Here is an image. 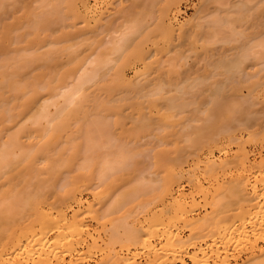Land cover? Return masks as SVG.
Masks as SVG:
<instances>
[{"label":"bare ground","instance_id":"bare-ground-1","mask_svg":"<svg viewBox=\"0 0 264 264\" xmlns=\"http://www.w3.org/2000/svg\"><path fill=\"white\" fill-rule=\"evenodd\" d=\"M37 1L23 19L18 16L6 23L0 17V39L11 46L0 45V264H229V256L233 264H264V163L252 183L247 164L250 154L245 140L235 132L244 123H238L240 119L249 117L247 104H264V83L244 96L235 95L240 82L256 83L252 75H237L241 54L225 63L223 79H214L207 89H200L202 79L178 80L176 67L183 62L180 52L162 60L166 65L160 59L143 61L144 68L136 70L138 79L134 80L126 77L124 68H136L135 59L147 57L140 40L158 27L148 29L139 20L125 28L116 45H110L112 52L117 51L116 60L101 59L98 53L84 61L76 55V62L69 48L78 44L85 29L72 30L75 36L71 30L60 32L50 42L48 27L58 21L66 27L78 21L90 27L100 22V14L89 15L88 0ZM247 1L232 3L229 15L220 10V15L208 16L207 27H214L217 39H235L238 31L232 27L254 13L261 17L258 25L264 27V0L255 6ZM4 2L0 0V15L8 5L3 6ZM171 2L164 5L158 19L162 30L168 31V44L176 35L177 40L184 36L182 31L174 32L178 31L173 21L179 5ZM66 20L69 23H63ZM218 27L231 30L221 34ZM56 38L63 43L58 46ZM196 40L190 34L189 41L194 44ZM42 43H48L50 50L42 52ZM259 45L264 57V37ZM67 49L74 56L66 55ZM55 50L57 55L69 56L61 68L56 62L61 55L48 59L56 56L52 55ZM39 60L47 62L43 67L57 68L53 73L46 67L28 75L26 69ZM47 60L52 66L57 64L49 67ZM153 63L155 77L150 76ZM68 74L74 77L69 86L63 82ZM42 91L51 98L39 101ZM129 117L132 126L123 128ZM115 127L123 132L115 135ZM142 137L148 145L140 149L136 143ZM233 145L237 150L229 155ZM183 149L187 156L193 155L194 166L203 164L200 175L186 168L189 157ZM233 168L236 171L229 174ZM226 175L225 183L212 186ZM184 177L186 185L207 195L202 206L209 205L210 210L202 217H191L200 202L195 193L183 190ZM205 181L213 190L203 188ZM118 183L123 186L120 190ZM151 204L161 207L152 210ZM138 211L146 217L137 216ZM105 223L109 228L104 229Z\"/></svg>","mask_w":264,"mask_h":264},{"label":"rangeland","instance_id":"rangeland-1","mask_svg":"<svg viewBox=\"0 0 264 264\" xmlns=\"http://www.w3.org/2000/svg\"><path fill=\"white\" fill-rule=\"evenodd\" d=\"M178 1L180 2L179 4L177 1L175 2V0L172 1L173 3L175 2L179 5L177 8V9H179V11H176V15H177L176 18L177 19H175V21H173V23H174L173 27H174V29L178 27V31L175 30L174 32L179 33V31H182L184 36H182L180 38V40H177L179 37V34L176 35L177 33L176 34L174 33L178 37H176L177 39H175L172 44H168L167 39H166L168 31L162 30V28L164 26L161 25L159 20H158L159 16L161 15L162 9H164L163 8L164 5L170 4L168 2H171V0H88L89 5H90V9H91L89 15H91V17H93L94 16L93 14H95V17H96V13H97V16H99V14L101 16L100 22L97 21V22H99L98 24L97 23L94 24V22H92V24L91 23L89 24L90 27H87V26H84L83 23L78 21L76 23V25L73 27L71 25H74L76 21H72V23L73 22L74 23L70 25L71 27H69V25H67L68 27H66L64 24H62L60 21H58L56 24L51 25L52 28L48 27L49 32L47 34H49V35H47V36L50 37L51 39L48 37H46V38L48 40L50 39V42H52V39H54V37L56 35H58L60 32H62V34H64L63 31L66 32L67 30H71V31L75 30V32H76V30L85 29V31L82 30L84 32V34H82V36L85 38H83L80 35L81 37L79 39V42H77L78 44L75 43L76 46H74V47L71 46L72 48H69V49H72V51L75 55L74 58H76V59H74V60L77 62V60H78L77 57H78L79 59L82 58L81 61H84L83 59L89 55L91 58H93V57L96 58L98 56V53H100V54L102 53L101 55L99 54L101 59L102 58L105 59L106 57H108L109 59L111 58V59L116 60L117 58L115 59V57H117V54H116L117 51L112 52V47H113L112 44L114 45L118 41V40L116 41V39L119 38V35H121V33L124 32L126 27H129L132 24L135 25V22L140 20V25L143 21L145 24V27H147V28L149 27L148 29H150V28L152 29L154 27L153 28V30H154L156 27H158V29L160 27L161 30L159 29V31H156V30H158V29H156L153 33L151 32V33H149V35L147 37L143 38V40H140V41H142V44H141L142 49L144 48L145 51L144 50L143 51L146 53L145 56L147 55V57H144L143 59H139V60L135 59L136 64H137L136 68H132V67H128V68L125 67L124 68L125 69L124 73L126 74L127 78L128 77L131 79L135 78L134 80L138 79V77L136 75L138 73H135V72H136V70L142 71V69L144 68V67H142L144 64L143 61H146V62L155 61V63H156V61L160 59L159 62H161L162 64L165 63L164 65H166L167 63L164 62L165 60L169 59L170 57H174L175 55H177V53L180 52L183 55V60L181 59L183 62L178 64L179 66L176 67L179 70L178 80L182 81V83H184V82H190L193 79H200V80L202 79L204 82L200 85V89H207L208 85H210L214 81V79H223V77L225 76V63L232 61L238 54H241L240 71L237 72V75H240L241 77L243 75H247V76L252 75L253 76L252 81L255 80L256 83L251 84L247 81H243L242 83L240 82V84L238 85V88L236 89L235 95L238 96L237 94L240 93L244 96L251 89L255 90V88H256V90H257L259 88V85H257V84H259L260 82L264 83V57H262V55L259 53V51H260L259 50V46H260L259 42H260V39L264 37V27H262L261 25H258V20L261 17L257 13H254V14H251V18H248V20L243 21V22L238 21L240 23L237 22L236 27H232V29L233 30L235 29V32L236 31H238V33L240 31L241 32L239 34L236 32L237 34L234 37L235 39H233V37H232L230 39L231 41L226 42L225 40L222 41L219 38L217 39V37H215L218 35H214V33H213L214 31H212V29L214 27L213 28L207 27L208 23H206L207 22L206 19L208 18V16L215 15V13H218L220 15L221 11H222V13H223V11H225L226 15H229L230 10H232V6H233L231 4L232 3L234 4L235 1L239 2V0H219V1L218 0H215V1L214 0L213 1L207 0V2H205L203 0H178ZM7 2H8V5L5 6V3H7ZM36 2L39 3V1H37V0H16L15 2L5 0L3 6H5L6 9L4 7L2 8V10L5 9V13H2V11H1L0 17L2 16L1 19L6 23L7 22L9 23V22L15 20L18 16L20 19L21 18L23 19L24 18L23 14L25 12L26 13L29 12L28 10L33 8V6L35 5ZM257 2L259 3V0H251V5L252 4H253L252 6L257 5ZM247 3H248V1H247ZM235 4H234V6H235ZM203 5H205V6H203ZM248 5H249V3H248ZM225 8H227V9L225 10ZM219 11H220V13H219ZM232 13H234V11H232ZM230 15H232V14H230ZM14 17H16V18H14ZM207 20L209 21V19H207ZM3 21H0L1 26H2L1 22H3ZM68 21L67 20L63 21V23H65V22L67 23ZM196 21L201 22V23H198L200 25H202V23H203L204 26L199 25L200 27H198ZM136 24H139V22H137ZM142 25H143V23H142ZM196 25H197V27H195ZM1 26H0V28H2ZM143 26H141V27H143ZM218 28L222 30L221 34L222 33L227 34L231 30L230 29L228 32V30L224 29L223 27H218ZM225 28H227V27H225ZM228 28H231V27H228ZM90 30H94V31H90ZM149 32H150V30H149ZM66 33H65V35H68ZM72 33H73V31L71 32V34ZM192 33L197 38V40L195 42H193L195 45L189 41V36ZM72 35H74V34H72ZM63 36L64 35H62L60 37L63 38ZM57 37H59V36H57ZM60 37H59V40L62 39ZM81 38L84 40H81ZM57 39L58 38H56V40ZM59 40L56 41L57 45H58V43H63L62 42L63 39L60 42H59ZM65 40H66V37H65ZM71 40L74 41L77 39L74 38ZM53 41H54L53 42V44H54L55 40H53ZM72 41H71V43L73 44L75 41L74 42H72ZM42 42H45V40ZM3 44H5L4 46L9 45L7 42H5V41L3 42V40L0 39V45L3 46ZM47 44L48 43H45L43 45V43H42L41 48L39 47L42 50V52H46L43 50L48 49L49 46H47ZM57 45H55L56 47L54 46L56 49H57ZM110 45L112 46L111 48H110ZM163 47H164V49H163ZM50 48H51V46L49 47V50H50ZM73 48H76V50L74 49L76 54H75ZM261 48L262 47L260 46V49ZM69 49L65 50L66 52H68L66 55L71 56V55H73V53L69 54ZM56 51L57 50H55V52H53L52 55L54 53L55 54L58 53V51L57 52ZM62 52H64V51H62ZM66 52H64V53H66ZM1 53H2V51H1ZM1 53H0V55H1ZM59 53H60V50H59ZM52 55H51V57H52ZM60 55L61 54H59V55L56 54V56L53 55L54 57H52V58L49 57L48 59L54 60L53 58L58 57ZM76 55H77V57H76ZM68 57L69 56H67V58ZM67 58L65 55H61L60 58H58V60H60V61L59 62L56 61L57 58L55 61L58 64H60V63L63 64V62H66ZM97 59H99V57ZM101 59H99V60H101ZM67 60H69V58ZM106 60H108V59H106ZM162 60H164V61H162ZM47 61L49 62V60H47ZM109 62H112V61H109ZM45 63L47 64V62H43L42 60L37 61L35 66L32 65L31 68L29 67V68H27L28 70L26 69L27 74L31 75V74H34V72L40 73L39 69H41V68H43L42 70L45 71L44 68L47 67L46 65H45V67H43V65ZM49 63H50L49 67L50 66L54 67V64H57V63H54L52 66L51 65L52 61ZM213 63H214V65L216 64V66H214ZM62 64H60L59 66H57V65L56 66L58 68L60 66L63 67L65 65V63H64V65H62ZM109 65H111V64H109ZM109 65L107 63V66H109ZM156 65L158 66L159 64H156ZM107 66H106V68H107ZM57 67H54V68H57ZM151 67H152V71H150V76L151 77L157 76V74H158L157 71H154L155 64L153 63L151 65ZM54 68H50V69L48 68L50 70V73L51 72L53 73ZM56 70H55V72H57ZM104 70H106V69L104 68ZM63 71H64V69H63ZM26 72H25V74H26ZM59 72H62V71H60V69H59ZM74 72L76 73V71H74ZM25 74H22V75L24 76ZM70 74H68V76H70ZM72 75H73V73H72ZM73 76H70L67 78H66V76H63L66 79L65 80L63 78L65 80L63 82H65L66 84L68 82H69V84H70V82L72 83L73 82L72 81ZM63 82H61L62 85H64ZM69 84H67V85L69 86ZM90 84L92 85V83H90ZM90 84H88V85H90ZM62 87L64 88V86H62ZM63 88H62V90H64ZM89 88L91 90V86ZM56 90H59V89H56ZM60 90H61V87H60ZM42 93H43V91L41 92V94ZM189 94L190 93H188V95H187V93H186L185 95L189 96ZM50 96H51V94L49 95L47 92L43 93L41 95L39 101H41L43 98H51ZM58 98H57V100H59V99L61 100V97L59 99ZM189 98H190V96H189ZM187 99H188V97H187ZM203 105L204 104L201 103V106H203ZM247 109L249 111L248 112L249 117L244 119V120H243V118H241L242 120L240 119V121L238 123L241 124V121H244V123L242 122V124H244V126L242 127V124H241L242 128L241 127L235 128V132L237 133L238 137L245 140V148L249 151L250 162L248 160L249 163H247V164L249 165L250 169L248 171V177H250V180L253 183L254 182V175L259 172V165L261 163H264V147L263 148L261 147L262 143H264V104L262 102H259V101L257 103H254V104L253 103L249 104V105L247 104ZM188 110L190 111V109L186 108L185 114H187V113L189 114ZM124 111L125 112H123V113L130 114L128 110H124ZM132 116H134V114ZM130 118L131 117L125 119V125L123 128H130L132 126V124H131L132 122H130L131 121ZM23 119L24 118L22 117V119H20L19 121H22ZM19 121L17 122V124H19ZM181 122H182V124L185 123V119H182ZM17 124H15V126ZM12 126L14 127V125L11 124L10 128L14 129ZM182 129L184 130L185 128H182ZM185 131H187V129H185ZM113 132L115 135H118V134L120 135V133L123 132V129L121 127H115L113 129ZM146 140H147L146 137L140 138L139 142L137 141V143H139V144L136 143V146L139 145L137 147L141 146L140 149H143L144 145H146L145 144ZM154 140H156V139H154ZM183 144L187 145L185 143H183ZM184 147H186V146H184ZM156 148H157V146H156ZM158 148H160V147H158ZM190 149H186V150L189 152ZM236 150H237V146L233 145L232 149L230 150L231 153L229 155H232ZM183 151H185V150L183 149ZM144 152H145V150H144ZM185 154L187 156L188 153L185 151ZM189 155H192V154L189 153ZM189 155L187 156V158L189 157V159H188V162L185 164V166H186V168L188 167L187 169H189V168L191 169V167L194 168L195 172H196L194 174L198 175L199 173L202 172L201 171L202 166H200V165H203V164L197 165L200 163V162H197L195 164L196 166H194L193 164L196 162V160H193V164H192L191 159L193 158V155L192 156H189ZM220 158H224V154L220 155ZM144 161L146 162V160H143L142 162H144ZM196 167L197 168L200 167L199 168L200 170L196 169ZM263 168H264V166H263ZM193 170L191 169L190 171H193ZM234 170L235 169L233 168L231 171H229L230 172L229 174H234V172L236 171V170L235 171ZM193 172H189V173H193ZM187 175L188 174L186 173L185 176L187 177ZM148 176L151 177V174H149ZM128 177H130V176H128ZM186 177H184L185 179H183V181H184L183 185L185 184L184 185L185 189H183V190L185 191V193H187L188 191L191 192L192 194L195 193L194 197H195L196 201L199 200V202H200V204H198L199 208L197 206H196L197 208H195V210L197 212L195 211V213L192 214L191 217H193V216H194L193 218L202 217L201 215L205 214L206 212H209V210H210L209 205L208 206L207 205L202 206V204L206 203L204 198H207L206 197L207 195H205L206 193H204V192L200 193V191H197L196 189L195 190L192 189V186L190 184L186 185L187 184ZM146 178H148V177H146ZM228 179H229V177H227V175H226V178L225 177L219 178L218 182L216 180L213 181V183H212L213 185L208 183L207 181H205L204 182L205 184L204 183L202 184L204 187L203 186L202 187L205 189L211 188V190H213V187L215 185L216 186L222 185L223 182L225 183V180H228ZM209 184L212 185L213 187H211ZM122 187H123L122 184L118 183L116 189L120 190ZM196 192H197V194L200 193L199 196L196 194ZM202 195L204 196L203 197L204 201L201 200ZM152 204L150 205L152 207V210H154V209L158 210L161 207L160 205L159 206H157V205L153 206ZM199 205H201L202 207H200ZM135 208H137V206ZM131 209H132V212L135 210V209L133 210V208H131ZM123 210H124V208H123ZM138 210L140 211L139 206H138ZM139 211H138L137 216H139L140 218L146 217V214L144 212H143L144 213V216H143L142 212L139 213ZM141 211H142V208H141ZM130 214H132V213H130ZM115 215L117 216V220L120 219L118 217L121 216V214L119 215V213H118L119 216L117 214H115ZM129 215H127V217ZM130 216H132V215H130ZM128 219H130V218H128ZM128 219H125V220H128ZM111 220H112V218H111ZM112 221L115 222L116 220L113 219ZM112 221L109 220V222H111L110 224L113 223ZM119 221L121 222L122 220H119ZM119 221L117 222V225H118V223H120ZM103 225H106V226H104V229H105V227L109 228V223H107V224L105 223ZM108 232L109 231H107V233ZM182 234H183V236L186 234L184 236V237H186L187 231H185V230L182 231ZM229 257H230V259L228 261L229 264H233L234 260L232 259L231 256H229ZM140 259L141 258H139L137 260L140 261ZM226 264H228V263H226Z\"/></svg>","mask_w":264,"mask_h":264}]
</instances>
